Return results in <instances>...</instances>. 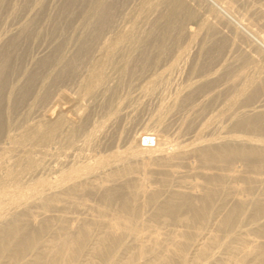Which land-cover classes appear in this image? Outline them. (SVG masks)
<instances>
[{
	"label": "bare ground",
	"instance_id": "6f19581e",
	"mask_svg": "<svg viewBox=\"0 0 264 264\" xmlns=\"http://www.w3.org/2000/svg\"><path fill=\"white\" fill-rule=\"evenodd\" d=\"M28 1L8 6L0 0V16L10 6L12 16H30L0 35V264H264V0L250 3L244 17L233 13L241 0H204L209 8L199 0H136L125 12L129 0H58L50 12ZM223 21L226 36L217 27ZM145 24L153 32L135 36ZM112 31L116 37L108 41ZM235 37L247 46L231 51ZM180 38L186 44L197 39L198 48L178 50L167 68L190 54L195 61L187 73L212 70L218 77L179 95L171 91L169 68L144 82L138 76L137 88L158 98L159 107L126 132L124 156L108 158L99 170L101 160L70 158L74 137L82 133L87 144L103 124H91L78 92L69 88L92 97L116 63V84L125 76L132 81L138 70L166 58ZM119 42L136 50L129 61ZM217 82L228 96L218 111L223 127L203 116L212 94L195 102ZM133 109L113 114L120 118ZM184 109L169 133L172 117ZM262 131L261 137L248 134ZM145 163L152 167L138 173ZM152 170L158 185L147 181ZM127 174L124 184L109 186ZM97 194L100 203L88 201Z\"/></svg>",
	"mask_w": 264,
	"mask_h": 264
},
{
	"label": "rangeland",
	"instance_id": "374dc122",
	"mask_svg": "<svg viewBox=\"0 0 264 264\" xmlns=\"http://www.w3.org/2000/svg\"><path fill=\"white\" fill-rule=\"evenodd\" d=\"M13 1V2H12ZM25 1H28V0H9V2H8V6L9 5H11L12 4V6H14L15 4V6H21ZM32 1V2H31ZM132 1V2H131ZM21 2V3H20ZM30 4H31V6H33L35 9L36 8H39L40 6H42V5H45V7H46V9H47V11L48 12H50L51 10H53L54 8H55V5L57 4V2H58V0L56 1V0H30V1H28ZM49 2V3H48ZM199 2H201V3H203L206 7L208 6L207 4H205L206 2L204 1V0H199ZM13 3H14V5H13ZM55 3V4H54ZM129 3V4H128ZM134 3H136V0H129V2H127L126 3V5L124 4V5H122L123 6V9H122V11H127V7H130V6H132V5H134ZM245 3V4H244ZM250 3L252 4V3H254V0H241L238 4V6H236V7H233V13L235 14V15H238V16H242V17H244V11L247 9V7H249L250 6ZM18 4V5H17ZM34 4H35V6H34ZM131 4V5H130ZM49 7H48V6ZM53 5V6H52ZM128 5V6H127ZM12 6H10L11 7V9L13 8ZM10 7H8V8H6V10L4 11V15L6 14L7 16H0V32H2V33H0V35L1 36H3V37H5L6 35H8L10 32L9 31H12L13 30V26L15 25V24H18V22H20V23H22L23 21H24V18H25V20L27 19V18H29L30 16H29V13H27L26 11H24V12H19L18 14H15L14 16H12V14H14L15 12H14V10H13V12L12 11H10L11 9H9ZM32 7V8H33ZM51 7V8H50ZM54 7V8H53ZM126 7V8H125ZM243 7V8H242ZM207 8H209V7H207ZM211 9V8H210ZM209 9V11H213L212 9L210 10ZM46 11V12H47ZM241 11V12H240ZM131 12H132V10H131ZM10 13V14H9ZM133 13L135 14V11H133ZM207 13V11H205L204 12V14H206ZM214 13V12H213ZM8 14H9V16H8ZM28 16H27V15ZM25 15H26V17H25ZM12 16V17H11ZM16 16V17H15ZM211 16V15H210ZM153 17V16H152ZM212 17V16H211ZM2 19H4V20H2ZM19 19V20H18ZM22 19H23V21H22ZM45 19H47L46 18V16L44 17V20H43V24H46L48 21L47 20H45ZM213 19H216V18H213ZM4 21H6V22H4ZM45 21V22H44ZM47 21V22H46ZM244 21H247V20H244ZM3 22V23H2ZM11 22V23H10ZM19 23V24H20ZM224 21H223V23H218V26L217 27H222L221 28V31H222V34H224L225 36L227 35V34H225V32L226 33H228V35L230 34L229 33V28H226V26L228 25L227 23H225L226 25H225V27H224ZM3 24V25H2ZM11 24V25H10ZM12 24H13V26H12ZM121 24H122V22L121 21H119V26L121 27ZM128 24H129V22H128ZM3 28H2V27ZM11 26H12V28H11ZM144 28H143V27ZM205 27V24L203 25L202 24V29H201V31H200V33H203L204 32V30H206L204 27ZM227 27H229V26H227ZM12 29V30H9V29ZM140 28H141V30H140ZM140 28H138V31L137 30H135L136 32V34L134 33V35L135 36H138V37H141L142 35V39L144 38V36H146V35H144V33H146V32H148V33H150V31H152L153 32V29L149 26V24H145V25H141V27ZM151 28V29H150ZM150 31H149V30ZM225 29V32L223 31V30ZM139 30H140V32H139ZM8 31V32H7ZM7 32V33H6ZM143 32V33H142ZM113 33V34H112ZM116 33H117V31H112L110 34H109V38H110V36H111V38L109 39L108 38V41H113L114 39H115V37H116ZM139 33V34H138ZM148 33H146V34H148ZM4 34H5V36H4ZM112 34V35H111ZM0 36V37H1ZM148 40V39H147ZM146 40V38H145V40H144V42H146L147 41ZM193 40H195V41H193ZM192 41L193 42H191V44L189 43V44H186L187 43V41H183L181 38L180 39H178L177 40V42L173 45V50H171L169 53V55L165 58V56H161V58H160V60H158V62L156 63V64H150V65H148V66H146L144 69H142V70H138V72H136L135 74H133V76H131V80L132 81H128L127 80V76H125L124 77V80L123 81H121L118 85L116 84V81L117 80H115V79H117V77H118V75L120 76V74H118V73H120L119 71H120V69H119V64L118 63H116V64H111V65H109L108 66V68H114L113 70H111V72H109V69L107 68V70H106V73L107 74H110V75H107L106 77H105V80L103 81V83H102V85H100L99 86V90H97L94 94H93V96L92 97H89L88 95H86V94H82V92H79L78 90V87H74V86H72V87H70L69 88V86L68 85H66V86H63V88L64 89H71V90H75V91H77L78 92V94H79V97H80V103H81V106H83V107H85L86 108V110L87 111H89L90 112V115H91V124L93 123V125H97V124H99V123H101V124H103V127L102 126H99L98 127V129H100L99 131H97L96 132V134H95V136H93L92 137V139L87 143V144H85L84 142H83V140H82V142H81V138L83 139V137H82V133H79L78 135H76L75 137H74V143H73V145H72V147H70L69 149V152H68V155H69V157L71 158H73L74 157V159L76 158V161H77V164L79 163V164H81V163H86L87 161L88 162H90V163H92V162H98V163H100L99 162V160H101V163L100 164H98L100 167H97V170H99L101 167H102V165H105L106 163V161H107V163H110L111 161H113V158H114V160H115V158L117 159L118 157L117 156H119L120 155V157H121V155H122V157L124 156V152H122V150L124 149V146L123 145H125L124 144V141H123V139L125 138V135H126V132L127 131H130V132H132L133 130H134V128H136L139 124H142V123H144L143 121H145L146 120V118L147 117H150V115H152L153 113H157V110H158V108L157 107H159V101H158V98H156L155 96H153V95H151V96H149L148 94H146V96L145 95H142V93H141V91H140V89L139 88H137V86H136V83L138 82V80H140V78L139 79H137L136 80V78H138V76L139 77H141L142 79V81L144 82V81H146L148 78H150L151 76L153 77V76H155L156 74H158V73H156L157 71H161V69L163 70L164 68H167V66H169V63H171L172 62V60H175V58H176V56L178 55V53L177 52H182V51H186V53L187 52H189V53H192V51H194V50H196L197 48H198V41H197V39H193ZM240 39L239 38H237V37H235V42H234V44H233V46H232V48H231V51L233 50H236V48H237V45H243L244 47L245 46H247L246 45V43L245 42H243V41H239ZM149 41V40H148ZM179 41V42H178ZM181 42V43H180ZM241 42H243V43H241ZM178 43V44H177ZM193 43V44H192ZM119 44H121L120 45V47L122 46V48L124 49V53L125 54H129L130 55V57H128V61L130 60V58L131 57H133L134 55H135V53H136V50H134L133 52H132V48H131V50H130V47H131V45L130 44H128V43H124V42H122V43H120L119 42ZM126 44V45H125ZM183 44H184V46H183ZM186 44V45H185ZM125 45V46H124ZM188 45V46H187ZM189 45H190V48H188L189 47ZM69 47H71L72 46V44H69L68 45ZM130 46V47H129ZM181 46V47H180ZM187 46V47H186ZM148 48H150V50H153L154 49V47L151 45H149V47ZM178 48V49H177ZM184 48V49H183ZM247 48V47H246ZM181 49H183V50H181ZM189 49V50H188ZM253 49V48H252ZM175 50V51H174ZM179 50V51H178ZM131 51V52H130ZM34 52H35V41L33 42V48H32V53L34 54ZM179 52V53H180ZM31 53V54H32ZM176 53H177V55H176ZM188 53V54H189ZM173 55V56H172ZM32 56V55H31ZM162 58H164V59H162ZM189 59V60H188ZM195 59V58H194ZM28 60H29V58H28ZM164 60V61H163ZM170 60V61H169ZM186 60V61H185ZM194 61L195 60H191V57H190V54L188 55V57L186 58V59H178V63H177V66H174V68L172 69V67H168L169 68V70H168V68H167V70L168 71H166V73L167 72H169L170 74H172L170 77H171V79H173L172 80V84H171V91L173 92V90H174V88H177V90H180V91H177L178 93H179V95H182L183 93H185L186 91H188L189 89H191V88H194L195 86H197V85H199V84H203L205 81L207 82L208 80H211V78L212 79H214V78H217L218 77V75H219V72H212V70H210V71H207L206 73H202V74H204V76L202 75V76H200V74L197 72V70L195 69L192 73H187L186 71L189 69V66L191 65V63H194ZM188 63V64H187ZM130 64V63H129ZM167 64V65H166ZM165 65V66H164ZM113 66V67H112ZM115 66V67H114ZM115 70L117 71L116 73H115ZM171 70V71H170ZM173 70V71H172ZM180 70H181V72H180ZM172 72V73H171ZM144 73H146V74H144ZM156 73V74H155ZM186 73V74H185ZM209 73V74H208ZM114 74H118L117 76L115 75V78H114ZM169 74V75H170ZM191 74V76L189 77V75ZM199 74V75H198ZM207 74H208V76H207ZM85 74H83L82 76H81V78H83V76H84ZM143 75V76H142ZM209 75H211V76H209ZM217 75V76H216ZM86 76V75H85ZM111 76V77H110ZM145 76V77H144ZM188 76V77H187ZM207 76V77H206ZM133 77V78H132ZM200 77H201V79H200ZM204 77V78H203ZM206 77V78H205ZM85 78V77H84ZM113 78V79H112ZM190 78H192V80L194 81H192ZM109 79V80H108ZM188 79H190V80H188ZM195 79L197 80V82H195ZM203 79H206V80H203ZM113 80V81H112ZM177 80V81H176ZM200 80V81H199ZM105 82V83H104ZM128 82H129V84H128ZM192 82V83H191ZM109 83V84H108ZM189 83H191L192 85H188ZM193 83H196V84H193ZM116 84V85H115ZM135 84V85H134ZM182 84H185V85H182ZM187 84V85H186ZM217 84H218V82H217ZM214 85L213 83L211 84V85H208L207 87H205V92H202V93H200V94H198V96H196V99H195V102H200L201 101V99L203 100H205V98L207 97V96H205L206 94L208 95V97H213L214 99H212V102H211V104L210 105H207L206 106V109H205V111L203 112V116H204V118H207V117H209V116H213V118L215 119V123L217 122L218 124H219V126H221V127H223V125L225 124V119L222 117L221 118V116H219V110L223 107L222 105H224L225 104V98L226 97H228L227 95H224V94H222L220 91H222V90H220L222 87H223V85ZM115 85V86H114ZM176 85V86H175ZM108 87V88H106V87ZM114 86V87H113ZM221 88H220V87ZM208 87H209V89H208ZM216 88V91H214L215 90V88ZM218 87H219V89H218ZM106 88V89H105ZM111 88V89H110ZM212 88H214V89H212ZM100 89H102V90H100ZM80 90H81V88H80ZM111 90H113L112 91V96H111V100H109L110 101V103L109 102H106V100H105V98H106V95L111 91ZM219 90V91H218ZM82 91V90H81ZM101 91V92H100ZM104 91V92H103ZM213 91V92H212ZM209 92V93H208ZM101 93V94H100ZM133 93V94H132ZM213 96H212V95ZM217 96H215V95ZM171 96L170 97H173V95L172 94H170ZM223 95V96H222ZM143 96V97H142ZM118 97V98H117ZM198 97V98H197ZM122 99V100H121ZM136 100V101H135ZM139 100V101H138ZM82 101V102H81ZM90 101V102H89ZM224 101V102H223ZM119 102V103H118ZM139 102V103H138ZM194 102V101H193ZM194 102V103H195ZM223 103V104H222ZM85 105V106H84ZM115 105V106H114ZM222 106V107H221ZM134 108V109H136V110H134L133 111V115L130 113V112H126L125 114H122V116L120 117V118H116V116H115V114H113V112L116 110V109H118V111H120V112H124V110L125 109H130V108ZM188 107V106H187ZM218 107H220V108H218ZM185 110L186 109H184L183 111L181 110V112L179 111V112H177L172 118H174L173 119V121H171V125L169 126V128H171V129H168V131H169V133L173 130V129H176V126H177V124H178V121H177V118H181V116L183 115V113L185 112ZM111 115V116H110ZM127 117H126V116ZM149 115V116H148ZM154 115V114H153ZM193 115V114H192ZM191 115V116H192ZM108 116V117H107ZM207 116V117H206ZM218 116V117H217ZM167 117V116H166ZM217 117V118H216ZM127 118V119H126ZM166 119V118H165ZM201 119V117L199 116L197 119H196V122L198 121V120H200ZM125 120V121H124ZM203 120V119H202ZM103 121V122H102ZM176 122V123H175ZM196 122H193V126L195 125V123ZM100 124V125H101ZM174 124V125H173ZM149 125V126H148ZM147 126L148 127H150V128H153V126L151 125V124H148ZM187 124H185V123H183L182 124V129H184V130H189V131H191L190 133L191 134H193V131H192V126L191 127H189V129H188V126L189 125H187ZM162 128V125H159V126H157V129H159V128ZM160 128V129H161ZM102 129V130H101ZM214 132H216V131H214ZM235 132H237V134H241V132L242 131H235ZM234 132V133H235ZM238 132H240V133H238ZM243 134H245V131H243L242 132ZM246 133H248V132H246ZM261 133H263V131L262 132H260V134H258V133H253V134H250V133H248L250 136H259V135H261ZM217 134V133H216ZM221 134V133H220ZM247 134V135H248ZM62 136H63V134H61V136H59V138L58 139H62ZM262 136L264 137V133L262 134ZM79 138V139H77V138ZM259 137H261V136H259ZM56 138V139H57ZM76 138V139H75ZM96 138H98V139H96ZM93 140V141H92ZM141 141H143V139H141ZM94 142V143H93ZM123 142V143H122ZM143 142H145V141H143ZM146 143V142H145ZM153 143V142H152ZM151 143V145H153ZM141 144H144V143H142L141 142ZM97 145V146H96ZM143 146V145H142ZM77 148V149H76ZM116 148V149H115ZM80 149V150H79ZM79 151V152H78ZM166 151H172V147L171 146H169L168 147V149L166 150ZM109 152H110V155H109ZM118 152H119V154H118ZM122 152V153H121ZM82 153V154H81ZM115 153H117V154H115ZM91 154V155H90ZM113 154V155H112ZM63 154H61V156H62ZM79 155V156H78ZM60 156V157H61ZM90 156V157H89ZM84 157V158H83ZM85 157H86V160H83V159H85ZM88 157V158H87ZM94 157V158H93ZM119 157V158H120ZM79 158V159H78ZM111 160V161H109V159ZM103 159V160H102ZM191 160V162H192V160H194V159H190ZM51 159L49 160V162H47V159H45V162L46 163H48L47 165H49V163H50V165H51V163L53 164V161H51ZM104 161V162H103ZM145 164H147V166L145 165ZM144 164V166H142V167H140V168H138V173H140L141 174V171L142 170H149L150 169V165L151 164H149V163H145ZM173 164V163H172ZM235 164H237V162L235 163ZM173 165H176V167H179L178 166V163H174ZM106 166H104L103 168H105ZM144 167V168H143ZM151 167H152V165H151ZM171 167V166H170ZM174 167V166H173ZM143 168V169H142ZM149 168V169H148ZM137 171H135V172H137ZM134 172V173H135ZM137 173V174H138ZM150 174L151 172H147V174ZM43 174V173H42ZM48 174V173H47ZM148 174V175H149ZM155 174V175H154ZM45 175V171H44V174L42 175V176H44ZM126 175V174H125ZM125 175H124V177L123 176H121L119 179H116L115 180V183H112L113 181H109V186L110 185H117V184H124V182H126L127 181V179L129 178V176H130V174H127V176L125 177ZM154 175V176H153ZM156 176H157V170H155V172L152 170V177H151V175H150V177H149V180H147V181H149V182H151V184H153L154 182L155 183H157L156 185H158V182L156 181ZM46 178H48V179H51L52 178V175L51 174H49V175H47V176H45ZM122 178V179H121ZM150 178H152V180L150 179ZM126 179V180H125ZM155 179V180H154ZM154 181V182H153ZM111 182V183H110ZM122 182V183H121ZM149 182H147V184H149ZM153 182V183H152ZM104 183H107V182H105L104 181ZM174 184V181H171V186L172 187H175L173 184ZM108 184H106V185H108ZM153 186V185H152ZM99 194H97V196H93V195H91V196H88V201H91V202H97V203H100V199L98 198L99 196H98ZM94 197H95V199H94ZM116 202V203H115ZM117 202H118V200H114V202L112 203L113 204V206H116L117 205ZM45 238H49V237H44V239Z\"/></svg>",
	"mask_w": 264,
	"mask_h": 264
}]
</instances>
